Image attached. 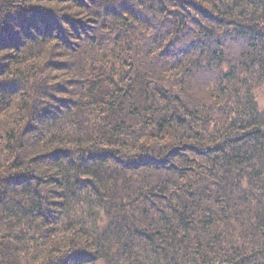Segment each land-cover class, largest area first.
I'll return each instance as SVG.
<instances>
[{"label": "trees", "instance_id": "obj_1", "mask_svg": "<svg viewBox=\"0 0 264 264\" xmlns=\"http://www.w3.org/2000/svg\"><path fill=\"white\" fill-rule=\"evenodd\" d=\"M257 87L264 0H0V264H264Z\"/></svg>", "mask_w": 264, "mask_h": 264}, {"label": "rangeland", "instance_id": "obj_2", "mask_svg": "<svg viewBox=\"0 0 264 264\" xmlns=\"http://www.w3.org/2000/svg\"><path fill=\"white\" fill-rule=\"evenodd\" d=\"M113 62H114V67L112 68L113 71H114V69H115V71L116 70L121 71L122 70L121 65H123L122 60L121 59H117L115 61L113 60ZM253 91H254V95H255V101L257 102V105L259 106V109L263 111L264 110V88L257 87V89H254ZM234 102L236 103V100H234ZM98 117L96 115H93L91 120L95 121ZM100 119H101V116L95 122H98ZM86 128H88V127H86ZM89 130H91V129H89ZM85 134L88 136V135L92 134V132L91 131H89L87 133L85 132ZM60 135H61V137L65 136L63 134H60ZM74 177L75 176H73V178ZM81 193L83 194V197L76 195L75 197L72 198V200L68 201V203L70 205H69V207L67 208L66 211L69 210L72 213L70 220H74V217L76 216V218H78V219L83 218V219H86L87 221H91V220L95 219V217H97V215L92 213L91 218H86L85 217L86 213H88V208H86V202H84V200L87 197L85 194H88L89 192L83 190V191H81ZM73 213H75V215ZM88 223H90V222H88ZM3 230H4V221H3L2 213H0V232H2Z\"/></svg>", "mask_w": 264, "mask_h": 264}]
</instances>
